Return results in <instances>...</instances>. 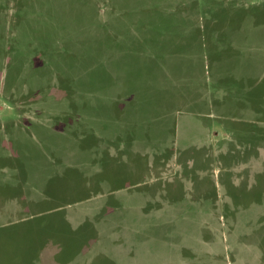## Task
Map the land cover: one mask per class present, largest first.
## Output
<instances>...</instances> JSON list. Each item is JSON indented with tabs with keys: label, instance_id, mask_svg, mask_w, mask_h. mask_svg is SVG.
Segmentation results:
<instances>
[{
	"label": "rangeland",
	"instance_id": "1",
	"mask_svg": "<svg viewBox=\"0 0 264 264\" xmlns=\"http://www.w3.org/2000/svg\"><path fill=\"white\" fill-rule=\"evenodd\" d=\"M0 264H264V0H0Z\"/></svg>",
	"mask_w": 264,
	"mask_h": 264
},
{
	"label": "crops",
	"instance_id": "2",
	"mask_svg": "<svg viewBox=\"0 0 264 264\" xmlns=\"http://www.w3.org/2000/svg\"><path fill=\"white\" fill-rule=\"evenodd\" d=\"M234 101H235V99H234ZM250 119H253V117H251ZM255 134H257V133H255ZM248 135L253 136L254 135V132L253 131H250ZM260 135H261V133H260Z\"/></svg>",
	"mask_w": 264,
	"mask_h": 264
}]
</instances>
